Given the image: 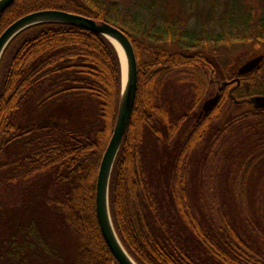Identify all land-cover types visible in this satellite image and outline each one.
I'll return each mask as SVG.
<instances>
[{"label": "trees", "instance_id": "obj_1", "mask_svg": "<svg viewBox=\"0 0 264 264\" xmlns=\"http://www.w3.org/2000/svg\"><path fill=\"white\" fill-rule=\"evenodd\" d=\"M45 10L110 24L133 47L136 97L109 182L112 225L130 258L136 264H264V215L244 219L250 237L228 221L216 229L203 227L184 195L181 170L207 138L214 144L228 135L238 144L228 173L242 175L245 183L264 179V109L246 102L264 96V58L252 73L238 76V65L219 51L245 45L248 59L264 55V23L253 24L251 17L256 11L241 32L210 37L188 28L178 14L154 20L144 8L122 9L120 0H14L0 14V35L23 16ZM236 78L240 84L231 95L239 103L227 95L233 83L197 121L212 90ZM170 80L192 91L191 108L178 117L164 102ZM120 86L118 55L95 33L47 23L8 44L0 59V171L11 174V183H29L19 205L0 215V264H117L98 226L95 185ZM226 104L243 108L217 126ZM186 122L190 126L176 147L171 189L159 195L146 138L172 146ZM3 155L7 162L2 163Z\"/></svg>", "mask_w": 264, "mask_h": 264}, {"label": "rangeland", "instance_id": "obj_2", "mask_svg": "<svg viewBox=\"0 0 264 264\" xmlns=\"http://www.w3.org/2000/svg\"><path fill=\"white\" fill-rule=\"evenodd\" d=\"M120 6L122 9L134 11L144 8L154 20L160 16L171 19L178 14L186 20L188 28L198 33L205 31L210 37L221 32H241L253 11L257 13L255 15L253 12L251 15L253 24L258 19H262L264 23V5L256 0H250L248 4L243 0H120ZM162 20H158V23H162ZM248 49L245 45H235L229 51L224 48L219 51L226 53V61L232 60L234 66L238 65L239 68L249 60ZM215 92L213 89L209 97L214 96ZM164 102L173 117L181 116L192 106L190 86L184 83L176 84L170 80L164 89ZM92 105L94 107V104ZM242 108L240 105L226 104L216 125L221 126ZM189 126L190 122L182 126L173 138L172 146H160L150 137L146 138V143L151 148L150 162L154 168V185L159 195H168L171 189L176 147L189 130ZM213 142L210 137L207 138L186 158L183 169L181 168L184 176V195L203 227L216 229L219 223L224 225L221 220L228 221L237 228L239 234H242L243 230V233L250 237L252 230L247 229L243 221L247 215L256 221L258 218L261 220L264 215V179H247L245 183L242 175L238 178L234 174L230 175L228 164L238 157L235 151L237 142L232 143L228 135L217 143ZM229 155L231 156L228 161ZM8 160L5 155L2 156V163ZM9 178L11 174L6 170L0 171V215L9 213L19 205L22 190L29 183H11ZM251 238L256 237L252 235Z\"/></svg>", "mask_w": 264, "mask_h": 264}, {"label": "water", "instance_id": "obj_3", "mask_svg": "<svg viewBox=\"0 0 264 264\" xmlns=\"http://www.w3.org/2000/svg\"><path fill=\"white\" fill-rule=\"evenodd\" d=\"M13 2L14 0H0V14H2ZM47 23L73 26L103 36L112 44L118 55L121 74L118 110L112 135L102 155L98 168L95 185V210L102 238L113 256L114 262L117 264H136L121 245L114 231L109 210L110 177L123 137L129 126L137 91V62L133 47L128 37L121 30L110 24L81 15L55 10H45L23 16L12 23L0 35V59L4 50L14 37L30 27ZM113 42L118 45L119 50L115 47ZM263 58L264 55H259L245 61L238 68L237 75L243 76L252 73L259 68ZM233 83L234 86L227 91V95L234 103H239L231 95L232 91L240 84L239 78L230 82H223L216 88L214 96L206 99L202 103L197 121L210 113L212 109L217 106L221 98V92ZM246 102L255 109H264V96H254Z\"/></svg>", "mask_w": 264, "mask_h": 264}, {"label": "bare ground", "instance_id": "obj_4", "mask_svg": "<svg viewBox=\"0 0 264 264\" xmlns=\"http://www.w3.org/2000/svg\"><path fill=\"white\" fill-rule=\"evenodd\" d=\"M113 44L115 45V47L119 50V47H118V45L115 43V42H113Z\"/></svg>", "mask_w": 264, "mask_h": 264}]
</instances>
